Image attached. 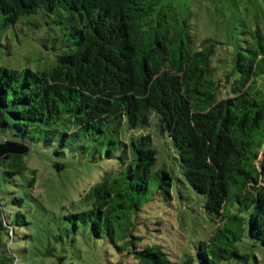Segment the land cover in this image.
<instances>
[{"label":"trees","instance_id":"16d2710c","mask_svg":"<svg viewBox=\"0 0 264 264\" xmlns=\"http://www.w3.org/2000/svg\"><path fill=\"white\" fill-rule=\"evenodd\" d=\"M22 25L41 30L29 45L50 55L35 70L6 65ZM196 44L167 0H0V231L13 239L34 223L27 158L37 155L58 172L118 165L82 198L86 209L64 217L66 234L99 244L104 264L247 261L237 248L245 235L264 248V33L232 54L227 97L215 42ZM152 116L176 172L159 166ZM189 188L216 229L180 260L158 242L152 205L190 202ZM18 260L0 239V264Z\"/></svg>","mask_w":264,"mask_h":264},{"label":"rangeland","instance_id":"374dc122","mask_svg":"<svg viewBox=\"0 0 264 264\" xmlns=\"http://www.w3.org/2000/svg\"><path fill=\"white\" fill-rule=\"evenodd\" d=\"M167 3L173 7L182 23L188 20L192 25L197 41L196 49L203 47L204 40L215 42L217 52L212 63L216 71L215 80L220 95L227 97L231 94L235 78L232 73V54L246 39H252L255 31L261 30L264 33V0H167ZM19 31L21 43L15 56L7 60V66L19 70H35L41 55L48 57H45L46 61L50 60L47 51L43 50L41 54L35 50V45H29L37 39L40 29L28 31L27 26L22 25ZM150 131L159 151V166L165 164L170 172L178 171L173 163L170 143L162 136L156 116H152ZM27 164L30 170L35 171L37 178L35 188L29 190L39 201H33L36 206L34 223L28 228L16 227L13 239L12 235L0 231V239L5 240L10 251L18 256V264H104L99 244L83 236L66 234L69 224L64 217L86 209L81 204L82 198L101 182L107 171L116 176L118 165L75 162L58 172L51 162L37 155L29 156ZM183 192L191 198L190 202L179 199L174 206L158 202L152 205L153 216L159 218L157 221L161 223V231L156 234L158 242L180 260L196 255L197 245L206 241L216 229V224L206 214L194 191L189 188ZM8 232L12 234L10 227ZM60 236L63 237V243L58 245L56 240ZM51 247L59 250L60 255L57 253V256L65 257L63 263L59 262L57 256L46 255ZM237 248L242 255L247 256V261H228L222 264H264V248L251 241L247 235L237 244Z\"/></svg>","mask_w":264,"mask_h":264}]
</instances>
